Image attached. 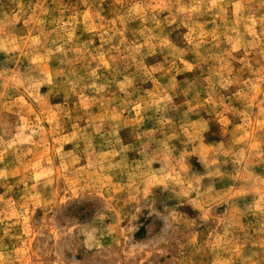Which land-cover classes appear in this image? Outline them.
Returning <instances> with one entry per match:
<instances>
[{
    "label": "rangeland",
    "instance_id": "obj_1",
    "mask_svg": "<svg viewBox=\"0 0 264 264\" xmlns=\"http://www.w3.org/2000/svg\"><path fill=\"white\" fill-rule=\"evenodd\" d=\"M0 264H264V0H0Z\"/></svg>",
    "mask_w": 264,
    "mask_h": 264
}]
</instances>
